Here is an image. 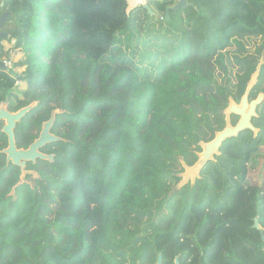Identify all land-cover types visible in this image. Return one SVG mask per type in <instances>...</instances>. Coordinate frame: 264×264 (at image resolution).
<instances>
[{
  "label": "trees",
  "instance_id": "1",
  "mask_svg": "<svg viewBox=\"0 0 264 264\" xmlns=\"http://www.w3.org/2000/svg\"><path fill=\"white\" fill-rule=\"evenodd\" d=\"M186 1L166 17L175 0H151L152 14L125 0H0L22 55L0 69V103L36 102L15 144L27 148L53 110L59 137L21 181L0 120V264H264V100L258 133L226 139L177 188L181 161H196L264 61V40L254 54L243 43L264 38V0ZM259 92L264 62L250 99Z\"/></svg>",
  "mask_w": 264,
  "mask_h": 264
},
{
  "label": "water",
  "instance_id": "2",
  "mask_svg": "<svg viewBox=\"0 0 264 264\" xmlns=\"http://www.w3.org/2000/svg\"><path fill=\"white\" fill-rule=\"evenodd\" d=\"M126 1V12L141 6L146 9L149 14H152L151 7L148 0H125ZM190 4L186 0H177L172 6L167 7L165 16L168 17V11L177 10L179 8H185ZM3 3H0V45L2 44L1 39L8 37V32L3 31L5 24L9 22L11 12L8 10L2 11ZM263 59H260L257 63L255 70L251 73L249 80L246 83V87L243 95L238 101L232 97L228 98V105L223 110L225 124L221 130L214 133V136L208 141H199L198 146L200 151L196 152L197 159L192 165H187L183 160L181 165L183 172L180 174V180L177 184V188L183 185L193 184L196 179L200 178V172L203 166L208 161H214L215 156L221 152L219 150L221 144L228 138L236 137L244 130H249L255 136L259 128H257L252 120L258 116L257 108L264 100V92H259L255 98L250 99V92L258 81L260 69L263 64ZM0 69L4 70L5 66L0 60ZM36 103L28 104L24 107L19 108L16 111H9L6 106L0 105V120L3 122L1 132L7 136V146L2 150L6 155V162H10L17 165L21 169L20 179L24 180L26 174L35 175L34 171L26 170L25 166L27 162H35L36 159L53 160V154H46L40 151L41 147L48 142L58 140L59 137L53 135L50 132L52 123L54 121L55 113L58 110H53L48 120L42 123V127L38 134V137L34 139L27 148H18L15 144L14 129L17 123L22 117L35 105ZM231 116H236L237 119L234 124L231 122ZM253 226L257 229L260 228L257 219H254ZM264 240V235H261ZM155 264H162V255L157 256ZM174 264H179L178 257L174 258Z\"/></svg>",
  "mask_w": 264,
  "mask_h": 264
},
{
  "label": "rangeland",
  "instance_id": "3",
  "mask_svg": "<svg viewBox=\"0 0 264 264\" xmlns=\"http://www.w3.org/2000/svg\"><path fill=\"white\" fill-rule=\"evenodd\" d=\"M177 0H175L176 2ZM1 3V2H0ZM149 5L151 3V0L148 1ZM9 23V22H8ZM8 24L6 23L5 24V28L4 30H7L8 29ZM264 38L261 37V36H252V37H246V38H243V43L245 44V48L248 50V53L249 54H254L257 49L259 48V46H261L262 42H263ZM13 44H14V40L12 39L11 41H7L6 39H3L2 40V45H3V49H4V52L5 54H2V56H8L9 54L11 55V60L12 61H16L17 59H19L22 55L21 53H18L19 51L15 50L13 48ZM235 50V46H230V47H227L226 48V51L229 52L230 55H232V52ZM6 65V64H5ZM8 66V65H7ZM18 72H21L23 70V68H17L16 69ZM238 71V68L237 67H234L232 66V69H231V73L233 75L236 74V72ZM235 80V79H234ZM233 80V81H234ZM26 88V84L24 82H19V89H25ZM33 103H36V102H33ZM6 101H3L0 103V105H4L6 106ZM264 151V150H263ZM264 162V160L258 164V166H260L262 163ZM260 168H263V164L261 165ZM181 174V173H180ZM33 175V174H32ZM260 176V172H256L255 173V177L256 178H259ZM34 177V176H33ZM254 176H252V179L255 178ZM13 192H11L12 194Z\"/></svg>",
  "mask_w": 264,
  "mask_h": 264
},
{
  "label": "built area",
  "instance_id": "4",
  "mask_svg": "<svg viewBox=\"0 0 264 264\" xmlns=\"http://www.w3.org/2000/svg\"><path fill=\"white\" fill-rule=\"evenodd\" d=\"M159 18L162 19V17H159ZM1 60L4 62V64L6 63V65H4V66L9 67L11 65V56L2 57Z\"/></svg>",
  "mask_w": 264,
  "mask_h": 264
},
{
  "label": "flooded vegetation",
  "instance_id": "5",
  "mask_svg": "<svg viewBox=\"0 0 264 264\" xmlns=\"http://www.w3.org/2000/svg\"><path fill=\"white\" fill-rule=\"evenodd\" d=\"M4 28H5V26H4ZM4 28L2 29L3 31H5ZM2 40H3V39H1V41H2Z\"/></svg>",
  "mask_w": 264,
  "mask_h": 264
},
{
  "label": "clouds",
  "instance_id": "6",
  "mask_svg": "<svg viewBox=\"0 0 264 264\" xmlns=\"http://www.w3.org/2000/svg\"><path fill=\"white\" fill-rule=\"evenodd\" d=\"M2 42V41H1ZM10 55V54H9ZM11 56V55H10ZM0 60H1V58H0ZM5 68H6V66H5Z\"/></svg>",
  "mask_w": 264,
  "mask_h": 264
},
{
  "label": "bare ground",
  "instance_id": "7",
  "mask_svg": "<svg viewBox=\"0 0 264 264\" xmlns=\"http://www.w3.org/2000/svg\"><path fill=\"white\" fill-rule=\"evenodd\" d=\"M2 62H3V61H2ZM3 64H4V62H3ZM5 64H6V63H5ZM5 64H4V65H5Z\"/></svg>",
  "mask_w": 264,
  "mask_h": 264
},
{
  "label": "crops",
  "instance_id": "8",
  "mask_svg": "<svg viewBox=\"0 0 264 264\" xmlns=\"http://www.w3.org/2000/svg\"><path fill=\"white\" fill-rule=\"evenodd\" d=\"M149 1V0H148ZM159 1H162V0H159Z\"/></svg>",
  "mask_w": 264,
  "mask_h": 264
}]
</instances>
